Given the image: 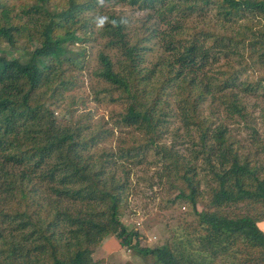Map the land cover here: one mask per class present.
Listing matches in <instances>:
<instances>
[{
  "label": "trees",
  "instance_id": "trees-1",
  "mask_svg": "<svg viewBox=\"0 0 264 264\" xmlns=\"http://www.w3.org/2000/svg\"><path fill=\"white\" fill-rule=\"evenodd\" d=\"M118 5L145 12L140 28ZM208 11L216 23H203ZM241 18L256 24L238 30L233 24ZM18 42L35 45L24 60L0 52V264H104L92 255L111 235L158 264H213L218 257L229 264L243 253L254 264L264 261V137L254 132L255 145L247 147L225 122L203 113L222 106L245 120L249 101L264 97V70L241 78L264 69V0H0V45ZM153 43L163 51L148 65ZM75 44L82 45L73 50ZM238 46L247 50L237 59L240 69L208 74L207 66ZM85 71L97 79L90 84L95 98L123 104L117 123L142 132L143 142H124L116 156L94 149L111 130L85 135L78 121L57 119L53 103L82 87ZM175 108L193 158L158 143ZM150 149L175 191L170 205H188L185 240L194 236L195 252L177 242L140 246L139 232L120 219L124 183L116 182L114 167L119 159L140 164ZM199 159L212 179L201 209Z\"/></svg>",
  "mask_w": 264,
  "mask_h": 264
},
{
  "label": "rangeland",
  "instance_id": "rangeland-1",
  "mask_svg": "<svg viewBox=\"0 0 264 264\" xmlns=\"http://www.w3.org/2000/svg\"><path fill=\"white\" fill-rule=\"evenodd\" d=\"M117 10L128 15L132 25L140 28L141 22H138V19L143 17L145 12L126 5H118ZM206 17H208L209 22H203L205 25L216 23L217 18L214 11H208ZM192 20L194 21L195 19L192 18ZM246 21L247 19L241 18L233 25L238 30H246L247 25L256 24V21ZM189 24L192 25L191 22ZM34 45L29 44L28 48H25L21 42L16 43L15 46L8 47L5 45V48L0 45V52L6 51L8 53L6 54L7 56L18 57L24 60L30 55V50ZM77 45L82 44H75L73 50L77 49ZM101 46L102 41L100 40L93 43L92 58H94L97 49ZM162 51V48L158 44L153 43L152 51L148 52L146 56L148 65L153 64ZM246 53L247 50L243 46H238L237 51L233 52L228 58H220L217 62L207 66L210 69L208 74L231 68L240 69L237 59L240 58V54H244L245 56ZM77 54L74 52L72 55L77 56ZM91 64L89 69H93L94 60H92ZM258 69L244 71L241 74V78L248 81L253 80L264 70L263 68ZM82 77L84 78L82 87L65 93L53 103L51 110L53 109V113L57 119H60L64 123H75L78 121L76 123H81L85 126L84 130H82V133L85 135L97 132L99 129L111 130L113 135L107 137L104 142H100L94 149L101 150L105 148L112 152L115 151L116 156L118 147L122 146L124 142L132 144L143 142L144 136L142 132L117 123L116 113L123 111V104L120 102L112 103L108 101L107 96L103 100H97L90 86V84H97L96 77L88 71H85ZM102 95L103 93L98 96L102 97ZM172 109H174V104L172 105ZM175 111L176 116L171 117L166 122L168 129L158 143L163 146L174 144L180 153L193 158L194 143L183 129V123L180 121L177 108H175ZM247 111L250 114L245 120H241L237 116H231L230 110L227 111L222 106L214 114H210L208 108L205 107L203 113L212 115L214 122H225L242 143L247 145V147L253 148L255 145L253 139L254 132L258 134L259 138L264 137V97L258 95L256 99L250 100ZM192 129H195V127ZM195 139L197 138L195 137ZM198 163V180L203 194L201 195L200 202L197 203L198 209H201L210 200L208 188L209 184L212 183V179L211 175L207 173L206 166H204L201 159H199ZM161 167H163V159L159 158L152 149L147 151L145 158L140 164L123 161L122 159L118 160V166L114 167L116 182L124 183L121 194L123 198L120 205V219L128 229H134L139 232L140 237L138 241L140 246L156 247L165 242H177L175 244L180 246V248L182 247L185 252H195L199 248V244L197 240L194 242V236L189 234L191 244L188 243V240H185V234H188L192 228L191 226L185 227L192 220L191 216L185 218L188 205L180 201H176L172 206L170 205V200L175 191L170 189L165 176L160 177L159 174L161 172L159 169ZM127 168L128 180L125 182V172L123 170ZM258 225L264 231V219H261ZM132 245L128 248H126L127 246L121 247L114 236H106L95 249L92 256L94 259H102L104 264H158L152 254L139 255L135 252L137 245ZM231 251L232 248L230 247L226 253H230ZM238 255L240 258L238 256L237 258L230 257L228 259L229 264H254L255 260L248 261L252 255L246 253ZM217 259L219 262L213 264H228L227 262H222L219 257ZM261 264H264V261Z\"/></svg>",
  "mask_w": 264,
  "mask_h": 264
}]
</instances>
